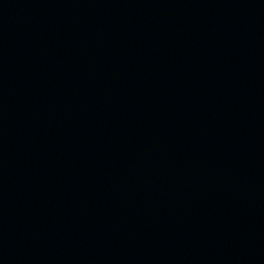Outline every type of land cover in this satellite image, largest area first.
<instances>
[{
    "label": "water",
    "instance_id": "obj_1",
    "mask_svg": "<svg viewBox=\"0 0 264 264\" xmlns=\"http://www.w3.org/2000/svg\"><path fill=\"white\" fill-rule=\"evenodd\" d=\"M0 264H264V0H0Z\"/></svg>",
    "mask_w": 264,
    "mask_h": 264
}]
</instances>
